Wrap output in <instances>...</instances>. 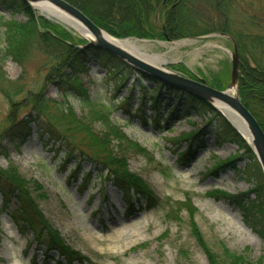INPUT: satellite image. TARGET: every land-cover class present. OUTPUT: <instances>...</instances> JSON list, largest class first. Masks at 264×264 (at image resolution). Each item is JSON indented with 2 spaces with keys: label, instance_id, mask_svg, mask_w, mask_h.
<instances>
[{
  "label": "rangeland",
  "instance_id": "374dc122",
  "mask_svg": "<svg viewBox=\"0 0 264 264\" xmlns=\"http://www.w3.org/2000/svg\"><path fill=\"white\" fill-rule=\"evenodd\" d=\"M214 2L198 0L196 16L214 23L225 16L227 36L213 32L176 40L126 38L147 42L141 54L163 55L161 66L165 71L196 82L203 80L208 86L220 83L226 89L230 84L232 35L241 37L240 57L249 66L259 55L264 60L263 51L244 39V34L264 37V0H225L222 10ZM29 6L37 16L87 41L74 29L46 19L33 5ZM9 20L24 22L26 18L0 3V169H14L29 184L38 210L57 233L62 247H46L30 230L19 229L20 224L11 219L15 200L5 205L0 194V264H208L190 233L188 214L179 205L185 199L196 209L194 222L212 253L223 259L225 249L238 255L245 252L243 255L252 264H264V234L260 232L264 224L259 207H255V214L260 224L254 217L248 222L237 204L218 193L246 194L255 204L257 201L253 192L256 179L247 167V157L236 144L216 138L220 130L215 122L205 125L206 115L192 109L180 112L182 104L174 100L158 101L155 111L149 94L141 103L142 91L135 76L118 86L112 73L90 63L79 75L88 98L110 106V121L121 128L129 143L143 151L128 148L127 144L115 148L114 141L109 150L125 160L127 171L141 180L153 198L147 201L133 185L116 188L104 178L100 166L82 155L87 151L84 137L73 134V141L63 138V127L58 125V117L70 107L75 117L90 124L96 134L101 133L99 124L86 119L82 97L62 93L46 82L50 64L38 50L32 49L20 62L2 57L3 23ZM156 26L159 28L161 23L156 21ZM146 86L152 85L147 82ZM6 93L12 95L10 99ZM30 99L48 103L43 118L27 117ZM175 106L180 113L171 117L168 110ZM213 107L231 124L220 107ZM10 115L14 121L36 118L37 123L47 126L54 122V128L60 131L56 136L62 138L63 145L52 143L46 129L32 122H28V129H21L23 123L18 122L16 128L3 134L10 125ZM194 131L200 133L190 142L194 156L186 162L180 157L188 149L189 140L180 136ZM64 146L71 149L67 157ZM233 155L239 157L231 166L213 170ZM76 162L79 168H75ZM169 206L178 208L177 219L175 215L167 217ZM75 254L71 261L67 259Z\"/></svg>",
  "mask_w": 264,
  "mask_h": 264
},
{
  "label": "trees",
  "instance_id": "16d2710c",
  "mask_svg": "<svg viewBox=\"0 0 264 264\" xmlns=\"http://www.w3.org/2000/svg\"><path fill=\"white\" fill-rule=\"evenodd\" d=\"M84 15H86L96 26L116 38H152L161 40H176L187 37L202 36L208 33L220 32L227 34V19L224 16L221 22L205 21L201 16H196V2L198 0H65ZM217 3L216 8L222 10L225 0H214ZM5 8L11 10V13L22 14L26 20L18 22L14 20L3 23L5 46L2 57L12 58L20 62L29 54L32 49L38 50L46 56L50 68L47 72L46 82L54 85L62 93H76L82 97L81 107L86 109V119L100 125L101 133L96 134L91 125L85 123L82 119L74 116L71 108L68 112L61 113L58 117L60 126L63 127V138L73 141V134L81 135L85 142L87 151L82 155L89 157L91 161L100 166V172L104 173V178L116 187L134 186L138 192L145 195L147 201L152 197V193L141 184V180L127 171L125 160L121 157H115L110 148V142H116L115 148L127 144L128 148L143 151L138 145L129 143L121 128L110 121L112 109L96 100H90L79 80V75L87 71L90 63H96L103 67L117 78L118 86H121L130 76H135L139 89L142 91L140 101L143 103L144 96L150 95V102L153 109L157 110V102L161 100H174L182 104V111L194 110L206 115L205 125L215 122L220 134L216 135L218 139H227L240 147L248 159V169L252 170L256 179L253 192L257 201L249 200L246 194L230 195L224 192H218L223 198L231 203L237 204L245 220L249 222L252 217L260 224L259 218L264 224V177L257 163L254 153L248 144L244 141L240 133L228 122V120L202 98L190 94L184 90L171 87L163 82L143 73L131 65L127 64L109 51L95 46H85L86 41L76 39L74 35L62 27L55 25L44 18L37 16L34 10L25 0H0ZM198 11V10H197ZM158 12V22L161 26H156L155 13ZM222 14V13H221ZM222 18V15H219ZM154 17V18H153ZM197 17V18H196ZM155 21V22H154ZM163 25V29H162ZM236 44L239 64H238V96L240 102L253 115L264 132V60H253V66H249L242 57H240L241 37L232 35ZM244 39H248L252 45L264 53V37L258 34H244ZM190 79V78H188ZM193 80V79H192ZM147 82L151 87L146 86ZM118 86L117 89H118ZM212 88L223 90L222 85H209ZM10 99L12 95L6 93ZM130 98L132 96L130 95ZM30 105V114L35 117L43 118V114L48 110V103L36 102L30 99L27 102ZM178 106L170 108L168 113L175 117L178 113ZM12 113V111H11ZM11 116V115H10ZM9 116L10 125L3 130V134L11 132L16 128V124L23 123L21 129H28V122L36 126H42L46 129L45 134L52 143L63 145L62 138L57 137L60 131L54 128V122L50 125L37 123L36 118L29 121H14ZM49 120V119H48ZM198 131L182 134L180 138L189 140L188 149L181 153V160L186 162L193 158L191 141L198 135ZM68 145V144H67ZM65 157L70 154L68 147L64 146ZM239 156H231L229 159L216 164L213 170H218L226 166H231ZM69 159V158H68ZM75 168H79L77 162ZM106 171V172H103ZM36 188L39 186L33 182ZM28 183L12 168L8 170L0 169V194L5 205H8L12 199L17 206L12 213L11 219L20 224L21 230L28 229L35 236V239L42 241L46 247H62V242L57 233L51 228L44 219L41 212L35 204L34 198L28 188ZM188 214V225L190 233L199 244L207 257L208 264H252L243 254H235L223 250V259L212 253L203 243L202 236L194 222L196 209L192 207L189 199L179 204ZM256 205V206H255ZM255 207H259L260 217L256 216ZM178 208L169 206L167 217L176 216ZM258 214V213H257ZM261 233L264 234V226ZM71 253H69L70 255ZM75 256L67 257L69 261Z\"/></svg>",
  "mask_w": 264,
  "mask_h": 264
},
{
  "label": "water",
  "instance_id": "95a60500",
  "mask_svg": "<svg viewBox=\"0 0 264 264\" xmlns=\"http://www.w3.org/2000/svg\"><path fill=\"white\" fill-rule=\"evenodd\" d=\"M31 5L36 4H47L52 8L56 9L57 12L83 27V29L90 34V38H87L85 46H95L98 48H103L113 55L117 56L119 59L123 60L127 64L136 68L137 70L150 75L151 77L163 82L166 85L175 87L180 90H184L190 94H193L199 98L204 99L212 105H220L230 110L234 111L245 125L244 134L240 131L235 124L230 120L234 128L247 140L252 152L254 153L256 160L259 164L261 172L264 177V132L259 126L253 115L244 107L240 102L237 90V77H238V64L239 57L236 44L232 38L233 42V52L231 54V71H230V84L224 90H218L208 86L205 81L200 80V82L193 81L191 79L182 77L180 75L165 71L152 63L146 62L139 58L136 54L129 52L128 50L114 44L109 41L106 37H110L105 31L96 26L86 15H84L80 10L71 5L65 0H25ZM158 18L156 14L155 19ZM157 21V20H156ZM62 24V23H61ZM67 27V23H63ZM163 29V26H162ZM219 35L227 36L224 33H219ZM116 41H125L128 39L135 38H124V39H114ZM234 90V95L228 94L229 90ZM246 135L249 139L246 138Z\"/></svg>",
  "mask_w": 264,
  "mask_h": 264
},
{
  "label": "bare ground",
  "instance_id": "6f19581e",
  "mask_svg": "<svg viewBox=\"0 0 264 264\" xmlns=\"http://www.w3.org/2000/svg\"><path fill=\"white\" fill-rule=\"evenodd\" d=\"M35 9L38 10L39 14L43 17H45L48 20L51 21H56V22H60V23H67L69 28L74 29L76 32H78L79 34H81L82 36L86 37V38H90V34L87 33L83 27L73 21H70L68 18H66L65 16H63L62 14H60L59 12H57L56 9L52 8L51 6L47 5V4H36L33 6ZM65 26V24H63ZM109 41L113 42L114 44H117L118 46L128 50L129 52H132L134 54H136L139 58H141L142 60L152 63L153 65L162 68L161 64L164 61L163 60V55L161 54H151L148 55L146 53L141 54L140 51H146L145 49H147V42L143 41V42H139L136 41L134 39H128L125 41H116L113 40L112 38H108L106 37ZM229 95L233 96L234 95V90L230 89L228 92ZM218 107H220V109L222 110V112L225 113V115H227L229 117V119L233 122V124H235L237 126V128L242 131L244 134H246L245 132V125L242 122V120L239 118V116L234 112L231 111L230 109L220 106L218 105ZM246 138L249 139L246 135Z\"/></svg>",
  "mask_w": 264,
  "mask_h": 264
}]
</instances>
